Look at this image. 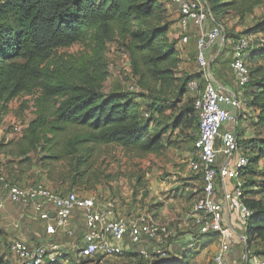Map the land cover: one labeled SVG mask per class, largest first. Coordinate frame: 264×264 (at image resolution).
Listing matches in <instances>:
<instances>
[{"label": "trees", "instance_id": "trees-1", "mask_svg": "<svg viewBox=\"0 0 264 264\" xmlns=\"http://www.w3.org/2000/svg\"><path fill=\"white\" fill-rule=\"evenodd\" d=\"M206 1L227 40L231 35L223 24L226 16L234 13L245 19L264 3ZM171 25L165 0H0V107L7 110L20 95L38 93L36 118L25 130L16 156L28 159L41 152L46 155L42 162L52 167L71 157L80 167L88 163L92 146L116 145L139 156L161 153L163 132H152V126L168 111L178 110L169 126L173 131L184 125L200 127L195 98L187 89L200 74L177 76L182 58L179 41L169 37ZM88 33L96 42L89 57L57 55ZM108 43L127 53L138 92L104 91ZM256 51L264 59V47L250 50V82L241 89L245 107L255 112L250 116L255 135L243 142L250 163L242 172L241 200L251 211L243 232L247 250L256 244L255 255L264 259V66H249ZM144 98L150 101L146 109L138 101ZM4 149L0 145V154ZM70 180L71 191L84 186L82 175ZM119 257L130 260L126 264H176L173 260L178 259L170 254L149 261L133 250ZM0 264L7 262L0 259Z\"/></svg>", "mask_w": 264, "mask_h": 264}, {"label": "rangeland", "instance_id": "rangeland-1", "mask_svg": "<svg viewBox=\"0 0 264 264\" xmlns=\"http://www.w3.org/2000/svg\"><path fill=\"white\" fill-rule=\"evenodd\" d=\"M165 1L169 11V21L172 23L169 37L171 40L179 41L181 33L177 7L171 1ZM223 24L227 27L231 38L243 35L249 39L253 48H262L264 3L258 6L252 15L242 20L231 13L226 16ZM193 31L197 35L198 29L193 28ZM95 46V39L91 37V33H88L84 40L68 49H60L57 55L64 58L89 57ZM194 47V43L189 45L191 51H194ZM261 53L256 51V57L251 55L252 59L249 63L251 68L264 66V59L259 56ZM105 60L109 72V78L104 85L106 93L114 90L127 93L138 92L129 57L122 47L116 43H108ZM176 74L178 77L198 75L191 62L183 59ZM188 95L197 98L196 95ZM37 97V92L32 95L22 94L9 104L7 110H2L0 107V145L5 147L0 154V172L6 179L22 187L44 185L52 192L67 193L73 187L70 179L76 175H82L84 186L74 191L82 195L97 196L101 204H113L121 218L132 220H141L142 217L151 218L167 227L166 235L157 240L145 238L141 244L132 248L134 252L140 254L145 252L147 256L145 255L144 258L149 261L169 257L171 254L173 257L176 255V258L178 256V259L173 260L177 262L176 264H214L215 254L221 245L220 240L215 235H199L197 227L188 218L203 188L202 177L190 169V158L194 151L199 127L194 124L192 127L184 125L173 131L169 126L173 121V112L177 113L178 110L168 111L164 117L156 118L152 126V132H163L162 143L165 147L159 154L139 156L133 151L116 145L92 146L86 165L79 167L81 163H77V160L70 157L52 167L42 162L41 159L46 155L41 152L31 153L28 159L16 156L25 130L36 118ZM138 101L144 109L150 104L149 99L144 98ZM183 101L186 102V98ZM247 111L245 128L251 132L250 138H252L255 135V129L250 116L255 112L249 109ZM15 126L21 128L19 132L15 131ZM167 127L170 129H166ZM261 134L264 135V131ZM0 224L3 229L2 232L0 231V259L7 264H17L9 249L11 243L8 241L7 230L11 229V224L7 227L2 221ZM242 231L244 232L243 228L239 230L241 234H243ZM75 237H78L77 234ZM256 250L255 244L249 256H256ZM67 257L64 264H82L86 261L79 258L74 249L68 253ZM88 262L91 264V261ZM128 262L130 260L123 257H97L92 260V264H126ZM230 262L231 264H248L245 244L239 243L232 248Z\"/></svg>", "mask_w": 264, "mask_h": 264}, {"label": "built area", "instance_id": "built-area-1", "mask_svg": "<svg viewBox=\"0 0 264 264\" xmlns=\"http://www.w3.org/2000/svg\"><path fill=\"white\" fill-rule=\"evenodd\" d=\"M169 1L177 7L179 14V46L188 45L193 28L198 29L196 63L205 81L203 89L198 80L191 81L187 87L189 94L197 96L194 107L200 123L190 169L199 174L203 181L201 196L188 218L197 227L199 235L216 234L220 240L214 264H231L232 248L238 245L239 240L246 245L245 236L241 237L238 230L245 229L251 216V211L241 200L245 188L242 172L248 167L250 158L236 135L244 103L240 98L219 90L214 83L208 53L217 43L226 40V33L223 25L215 21L207 1ZM263 46L264 40L261 41ZM232 48V70L237 76L238 87L243 89L250 82L246 58L253 47L246 36H241L235 40ZM14 129L19 132L21 128L15 126ZM221 155L225 157V162L219 165ZM228 178L235 185L232 192L228 191ZM0 185L6 192V202L30 205L36 214H41L48 222L46 233L51 238L61 234L72 238L76 233V216L82 220L81 245L72 248L52 239L38 244L13 241L9 249L17 264L64 262L72 249L76 250L79 258L92 264L94 258L124 255L145 238L157 240L167 233L166 226L151 218L132 220L119 217L113 204H101L94 195H82L76 191L60 194L44 185L22 187L6 181L1 172ZM46 205L52 206L54 212L45 209ZM4 207L5 202H1L0 210ZM51 213L55 214L54 218H51ZM247 253L248 264H264L263 258L249 256L248 250ZM141 255L145 256L146 253L141 252Z\"/></svg>", "mask_w": 264, "mask_h": 264}, {"label": "crops", "instance_id": "crops-1", "mask_svg": "<svg viewBox=\"0 0 264 264\" xmlns=\"http://www.w3.org/2000/svg\"><path fill=\"white\" fill-rule=\"evenodd\" d=\"M196 34L192 31V37L188 45L179 46V50L181 52V58L184 61H190L193 69L200 74L198 80L201 84V89L204 88L205 81L201 77V72L196 63ZM236 39H226L224 42L217 43L208 53V59L212 66L213 70V78L216 87L228 94H231L235 97L240 98L243 101V109L242 114L239 117L240 128L236 129V135L239 137L241 144L243 142L250 139L252 136L251 132L246 130L245 123L247 119V108L245 107V100L242 96V90L238 87V79L234 71L232 70V46ZM194 43V51L189 49V45ZM250 55V54H249ZM248 55V56H249ZM250 113V112H249ZM250 115V114H249ZM243 118V119H242ZM252 121V120H251ZM225 162V157L223 155L220 156L219 165ZM227 187L228 191L232 192L235 188L234 182L228 178L227 179ZM222 200V195L219 197ZM5 202V207L0 210V221L7 227L11 224V229L7 230V234L9 236V242L12 243L15 240H22L29 244H38L45 242L47 239H52L55 242L63 243L68 245L69 247L81 245L82 237H83V228H82V220L76 216L74 220V227L76 228L75 235L70 238L64 234L50 237L46 233L47 221L41 217V214H36L30 205H14L10 202H6V192L3 186L0 185V203ZM18 206V207H16ZM51 212H54V208L50 205H46L44 207ZM8 209V210H7ZM54 214V213H53ZM52 218V217H51ZM1 225V224H0ZM239 229V228H238ZM240 230V229H239ZM238 230V232H239ZM0 231L3 229L0 226ZM243 232V231H242ZM240 233L241 237H244L243 234ZM77 234L78 237H75ZM1 235V233H0ZM76 239V241H74ZM239 243H243L242 240H239ZM70 244V245H69Z\"/></svg>", "mask_w": 264, "mask_h": 264}, {"label": "water", "instance_id": "water-1", "mask_svg": "<svg viewBox=\"0 0 264 264\" xmlns=\"http://www.w3.org/2000/svg\"><path fill=\"white\" fill-rule=\"evenodd\" d=\"M50 216H51L52 218H54V217H55V214L51 213ZM244 238H245V237H244ZM246 251H247V247H246Z\"/></svg>", "mask_w": 264, "mask_h": 264}]
</instances>
